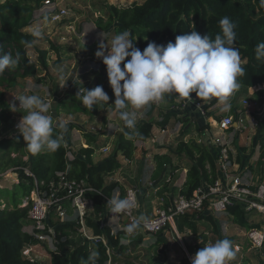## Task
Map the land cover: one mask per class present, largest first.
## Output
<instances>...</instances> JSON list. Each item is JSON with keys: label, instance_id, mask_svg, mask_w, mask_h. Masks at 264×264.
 Here are the masks:
<instances>
[{"label": "trees", "instance_id": "1", "mask_svg": "<svg viewBox=\"0 0 264 264\" xmlns=\"http://www.w3.org/2000/svg\"><path fill=\"white\" fill-rule=\"evenodd\" d=\"M53 2L55 0H5L0 3V50L11 53L19 60L16 67L6 68L0 74V125L8 123L12 115L7 105L9 102L7 90L16 87L19 79L36 76L39 69L48 73L51 68L50 51L60 53V48L50 42L51 48H37V61H34L30 54L31 47L42 39L35 40L30 34L31 31L27 29L33 25L35 12ZM225 16L235 24L234 30L237 36L234 46L239 50L240 58L244 60L241 64L244 69L243 74L237 78L238 90L247 94L251 87L264 84V59L258 60L255 51L257 44L264 42V8L260 7L259 0H135L122 6L105 3L103 14L97 17L95 25L98 29L107 31L112 38L128 30L133 37H136L133 41L134 46L143 51L149 42L166 45L169 41L174 42L177 35L192 30H196L201 35L208 34L214 39L217 34L222 35L219 21ZM22 39L35 40V42L31 47H27L20 43ZM88 49L92 58H95L98 42ZM59 62L60 60L54 61L53 66H58ZM98 65L99 67L91 70L95 77L93 88L103 86L109 95L110 104L115 95L111 87L107 86L106 65L103 64L102 59L98 60ZM79 89L73 90L68 98L58 102L55 109L57 118L61 113H83L93 120L109 105L105 104L101 108L94 105L88 110L76 98ZM263 92L264 90L258 91L259 94ZM190 95L199 99L195 93ZM179 98L176 94H168L164 101L169 108L175 105ZM218 101V98H214L206 106H212ZM152 110L153 106L147 112V116L136 118L135 127L131 128L132 136L127 132L130 129L126 128L120 132L113 155L100 162L94 160L95 136L91 132H84L87 142L81 146L79 155L75 156L69 167L68 176L84 180L88 185L86 194L93 201V211L86 217L87 226L95 236H104L114 246H120L122 232L113 233L110 226H102L98 219L99 213L104 209L105 197L112 196L119 186V182H108L107 177L124 167L125 164L118 155L129 162L133 161L137 150L136 141L149 139L154 127L165 129L173 117L186 126L176 147L178 155H186L192 160L182 193L192 195L201 185L214 184L220 175L217 156L212 150L205 144L185 140L194 123L191 118L177 117L173 109H167L163 112V119L156 120ZM207 127L209 124L198 126V129ZM239 149L237 161L240 163L241 152L245 147L241 146ZM68 153L69 148L64 140L55 152L45 149L39 154H33L26 147L21 134L13 138L0 139V173L13 168L20 176V181L14 188H0V264H42L39 260L23 253L26 245H35L39 242L24 229L31 223L29 218L31 203L26 206L23 204L36 187V180L40 184L41 182L47 184L57 179L58 173L68 169ZM155 160L160 168L164 163L171 162L168 155L159 153H155ZM26 167L33 176L26 174ZM2 203H4L3 207H1ZM227 213L241 228L250 229L259 226V224H251L250 213L241 206L228 207ZM200 221L210 223L214 231L218 232V222L214 215L203 212L182 215L178 219V231L185 233L190 230L197 234L200 230ZM54 226L55 237L59 243L57 250L51 254V264H82V261H85L93 251L99 253L97 264L108 262L107 246L101 239L84 236L80 226L73 222L56 221ZM65 246H71L72 249L64 252Z\"/></svg>", "mask_w": 264, "mask_h": 264}, {"label": "rangeland", "instance_id": "2", "mask_svg": "<svg viewBox=\"0 0 264 264\" xmlns=\"http://www.w3.org/2000/svg\"><path fill=\"white\" fill-rule=\"evenodd\" d=\"M4 1L0 0V3ZM133 1L135 0H55L35 12L33 25L27 29L31 31L36 24H39L44 34L42 40L36 42L30 49L34 61L38 59L37 48H51L50 42L60 48V53L57 54L54 50L50 51V71L46 73L39 69L36 76L19 79V84L16 87L7 90V99L11 101L13 96L21 94L39 95L49 103L50 111L47 114L52 116L54 124L58 120L67 121V132L63 134V140L69 148V164L76 155H79L81 146L87 142L84 132H91L96 138L94 143L95 162L103 161L113 155L120 132L127 128L130 129L127 131L128 135L132 136L133 134L132 129L126 127L120 120L114 105L115 98L93 120L83 113H61L57 118L55 111L58 102L68 98L73 90L78 88L93 89L95 77L91 70L99 67V59L92 58L88 48L97 42L99 44L101 40L105 44L107 42L110 44L113 39L107 31H102L95 25L97 17L103 14L104 4L122 6ZM56 60H60V62L55 67L53 64ZM240 62L242 64L244 60L240 58ZM107 86L110 87L109 82ZM245 95L246 92L237 89L230 97L232 114L236 115L239 111L244 114L248 110L247 118L250 114L255 118L256 114L264 111V102L253 100L254 104L249 113V108L245 110L243 106ZM214 98L201 100L202 106L196 108L194 106L196 102L193 99L184 105L188 98L180 97L176 101L173 111L176 112L177 117H189L194 122L185 139L205 144L218 156L217 148L212 144L214 133H216L213 126L216 119L225 116V111L222 110L223 105L220 101L212 106H206ZM15 103L18 107L19 101L17 100ZM152 106L154 118L162 120L163 112L167 109L172 110L173 105L168 108L167 103L162 100L139 110L129 106L128 110L136 112V118H141L147 116V112L152 109ZM16 111H12L8 123L0 125V139L13 138L20 134L15 126L22 115L27 113L22 107L17 108ZM257 119L260 120L258 117ZM207 124L209 127L198 129V126ZM185 129L186 126L177 122L173 117L165 129L154 127L149 139L136 141L137 150L134 160L132 162L125 161L123 168L107 177L108 182H119L113 196L123 197L128 189L136 188L140 193L138 208L145 215H149L155 206L161 205L163 202L166 203L169 197L177 196L184 189L185 170H188L192 164V160L188 156L176 153L177 143ZM263 133L264 128L260 125L256 131L245 132L243 136L235 140L232 153L234 161H237V156L240 153L239 147H245L241 152L240 165L238 164L239 172L250 171L255 177H262V163L250 162V159L257 158V147L263 144L261 139ZM155 153L168 155L171 162L164 163L160 168L155 160ZM148 155L151 157L149 158ZM118 158L123 160L121 155H118ZM18 174L13 168L0 173V188H14L20 181ZM3 205L4 203L1 207ZM214 217L218 222V232L214 231L210 223L200 221V230L197 234L187 230L185 233H180L181 237L170 230L151 235L141 229L129 234L123 228L120 246H114L108 242L109 257L106 264H191V257L198 250L224 238L232 242L236 251V256L230 261V264H264V246L258 248L251 244L247 237L248 229L235 224L227 212L216 214ZM259 218L258 214L251 213L249 220L251 224H257L260 223ZM129 223L124 222L122 226L125 227ZM101 225L103 226L102 223ZM52 239V242L39 240L35 245H26L24 250H30V254L26 255L39 260L42 264H51V254L57 250L59 243L55 236H52ZM71 249V246H65L64 252Z\"/></svg>", "mask_w": 264, "mask_h": 264}, {"label": "clouds", "instance_id": "3", "mask_svg": "<svg viewBox=\"0 0 264 264\" xmlns=\"http://www.w3.org/2000/svg\"><path fill=\"white\" fill-rule=\"evenodd\" d=\"M259 5L264 8V0H259ZM219 26L222 35L217 34L214 39L192 30L177 35L174 42L169 41L166 45L149 42L143 51L134 46L136 37L128 30L115 35L110 44L103 40L99 42L94 55L102 58L106 65L108 82L115 95L114 105L126 127L134 128L136 124V112L129 111V106L139 110L164 100L168 94L191 98L190 93H195L201 100L215 97L223 105V111L230 110V97L238 89L237 78L244 69L239 50L234 46L237 36L235 24L225 16L220 19ZM30 34L35 40L42 39L44 35L39 24L31 29ZM35 40L22 39L20 43L31 47ZM255 51L258 60L264 59V42H259ZM18 63V57L0 50V74ZM76 98L88 110L94 105L101 108L109 104V95L103 86L79 89ZM7 105L13 112L22 107L27 113L22 115L16 128L31 153L39 154L45 149L55 152L61 147L67 121L60 120L54 124L52 116L47 114L50 105L41 96H13ZM107 204L111 216L127 213L136 207V201L129 197L110 196ZM142 227H148L143 214L133 218L124 231L133 234ZM235 256L232 242L227 238L218 239L198 250L191 257V264H230ZM98 257L99 253L93 251L82 264H97Z\"/></svg>", "mask_w": 264, "mask_h": 264}, {"label": "built area", "instance_id": "4", "mask_svg": "<svg viewBox=\"0 0 264 264\" xmlns=\"http://www.w3.org/2000/svg\"><path fill=\"white\" fill-rule=\"evenodd\" d=\"M62 11L66 12L65 10ZM251 89L253 90L250 96L253 97L257 93L256 96L262 97L264 101V92L260 95L258 93V91L264 90V84L254 86L249 90ZM191 98L196 102V107L202 106L200 98ZM191 98H188L184 105L191 102ZM253 100L257 101L258 99ZM253 100L249 97L243 99L244 108L251 109L254 104ZM174 108L175 105L172 106V109ZM246 112L243 114L239 111L236 115H233L230 109L225 111V116L215 120L213 127L216 129V133H214L212 144L217 148V161L220 171L215 183L201 185L192 195L180 191L177 196L169 197L166 203L163 202L158 205L153 214L146 217L148 227H142L143 232L152 235L170 230L180 236L177 224L182 215L198 214L199 212L216 215L227 212L228 207L238 205L246 212L256 213L260 216V223H257L259 226L248 229L247 237L253 246L258 248L263 246L264 177L254 178L246 171L239 172V165L232 158L233 145L238 137L243 136L245 132L256 131L260 125L264 128V111L256 114L260 120L257 117H252L251 114L247 118ZM261 139L263 144L258 146L259 150L264 149V135ZM69 167L70 164L68 163V169L65 172L58 173L57 179L47 184L44 182L40 184L36 180V187L32 190L30 197L24 200L23 204V206H26L31 203L29 211L31 223L26 225L24 229L40 241L52 242V236H55L54 222H73L80 226V231L84 236L96 240L101 239L108 246V241L104 236H95L87 226L86 217L93 211V201L86 194L88 190L87 183L84 180L68 176ZM233 167L234 169H232ZM25 172L27 175L33 176L29 168H25ZM124 197L136 201V207L127 213L111 216L107 204L110 197L106 196L104 209L99 213V222L103 226H110L113 233L121 232L125 228L122 226L124 222H131L133 218L139 215L138 190L130 188L121 198ZM23 253L25 255L30 254V250H24Z\"/></svg>", "mask_w": 264, "mask_h": 264}, {"label": "crops", "instance_id": "5", "mask_svg": "<svg viewBox=\"0 0 264 264\" xmlns=\"http://www.w3.org/2000/svg\"><path fill=\"white\" fill-rule=\"evenodd\" d=\"M262 85V84H261ZM251 88H253V87H251ZM252 90L253 89H251V90H249L248 91V93L244 96V99L248 96L250 99H251V97L252 96H250L251 95V92H252ZM260 95V94H259ZM258 99V100H260V101H262V102H264L263 101V99H262V97H260V96H253L252 97V100L253 99ZM197 108V107H196ZM246 110V109H245ZM251 112V109H249V113ZM247 113V112H246ZM215 129V128H214ZM264 135V134H263ZM241 137V136H240ZM239 138V137H238ZM185 140H187V139H185ZM241 145V144H240ZM255 150H256V148H255ZM257 158H255L254 160H252V159H250V162H261L262 163V169H263V166H264V149H262V150H259L258 149V147H257ZM136 156H137V154H136ZM149 156V158L151 157V155H148ZM261 156V157H260ZM135 158V157H134ZM259 158H260V161H259ZM134 160V159H133ZM124 164H125V161H127L126 159H124L123 158V160H121ZM129 162V161H128ZM132 162V161H131ZM239 165H240V163L239 162H237ZM185 172H186V178H187V172H188V170H185ZM247 173H250L254 178H262V177H264V171H263V175H262V177H255V175L253 174V173H251L250 171H246ZM185 181H186V179H185ZM139 201H140V193H139ZM158 207V205L157 206H155L154 208H153V211H151L150 213H149V215H145V214H143L142 212H140L139 211V208H138V214L139 215H141V214H143L144 216H146V217H149L150 215H152L153 214V212H154V210L156 209ZM179 234H180V232H179ZM180 237H181V235H180ZM182 242V241H181ZM184 245V244H183ZM185 246V245H184Z\"/></svg>", "mask_w": 264, "mask_h": 264}]
</instances>
